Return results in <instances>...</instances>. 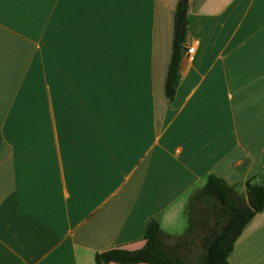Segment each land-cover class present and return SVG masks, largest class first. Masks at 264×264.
I'll list each match as a JSON object with an SVG mask.
<instances>
[{"label": "crops", "instance_id": "0c3cea01", "mask_svg": "<svg viewBox=\"0 0 264 264\" xmlns=\"http://www.w3.org/2000/svg\"><path fill=\"white\" fill-rule=\"evenodd\" d=\"M177 1L0 0V264H96L151 218L200 234L187 208L210 173L264 179V0H187L169 98ZM219 29L213 54L200 34ZM228 261L264 264V207Z\"/></svg>", "mask_w": 264, "mask_h": 264}, {"label": "trees", "instance_id": "16d2710c", "mask_svg": "<svg viewBox=\"0 0 264 264\" xmlns=\"http://www.w3.org/2000/svg\"><path fill=\"white\" fill-rule=\"evenodd\" d=\"M187 0H178L173 15L171 52L164 81V90L171 98L179 80V64L185 49L188 24ZM1 144V136H0ZM245 193L223 177L210 173L188 203L189 230L199 229L202 253L198 264H230L228 255L233 242L245 224L264 207V184L249 177L244 181ZM194 210L200 214L193 219ZM214 219L209 223V218ZM155 218L145 223L143 244L136 249L112 246L94 253L96 264H185L180 257H171L165 237Z\"/></svg>", "mask_w": 264, "mask_h": 264}, {"label": "rangeland", "instance_id": "374dc122", "mask_svg": "<svg viewBox=\"0 0 264 264\" xmlns=\"http://www.w3.org/2000/svg\"><path fill=\"white\" fill-rule=\"evenodd\" d=\"M200 35L205 38L210 35L211 41L214 44V49L212 50L213 54H216L220 49L226 37V33L220 31V29L210 34L202 33ZM260 181L264 184V179H260ZM193 214V219H199L200 214L197 210H194ZM213 221L214 219L212 217L208 220L209 223H213ZM194 232L195 231H187V233L177 237L164 238L168 254L171 257H180L185 264H198L202 253L201 234H196Z\"/></svg>", "mask_w": 264, "mask_h": 264}, {"label": "built area", "instance_id": "2783aa9c", "mask_svg": "<svg viewBox=\"0 0 264 264\" xmlns=\"http://www.w3.org/2000/svg\"><path fill=\"white\" fill-rule=\"evenodd\" d=\"M195 49V46L193 44L185 45V49L182 53V55L190 56Z\"/></svg>", "mask_w": 264, "mask_h": 264}]
</instances>
